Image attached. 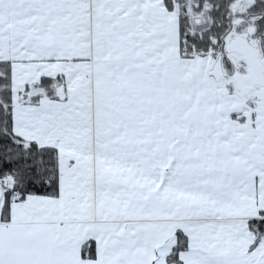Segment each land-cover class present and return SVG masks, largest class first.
Returning <instances> with one entry per match:
<instances>
[{
    "label": "snow or ice",
    "instance_id": "snow-or-ice-1",
    "mask_svg": "<svg viewBox=\"0 0 264 264\" xmlns=\"http://www.w3.org/2000/svg\"><path fill=\"white\" fill-rule=\"evenodd\" d=\"M0 264H264V0H0Z\"/></svg>",
    "mask_w": 264,
    "mask_h": 264
}]
</instances>
